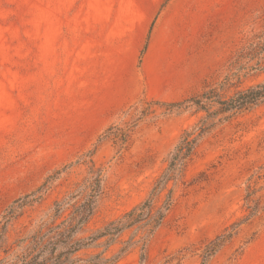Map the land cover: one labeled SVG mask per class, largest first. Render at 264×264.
Returning a JSON list of instances; mask_svg holds the SVG:
<instances>
[{"label": "rangeland", "instance_id": "obj_1", "mask_svg": "<svg viewBox=\"0 0 264 264\" xmlns=\"http://www.w3.org/2000/svg\"><path fill=\"white\" fill-rule=\"evenodd\" d=\"M110 3L126 0H0V215L54 171L79 161L21 222L37 219L88 175L91 160L104 169V194L91 226L122 214L147 196L183 130L204 116L164 103L198 94L227 75V94L264 80V72L239 80L238 65L231 64L243 46L264 39V0H207L224 36L209 44L207 70L190 92L175 99L143 89L122 98L94 76L111 39ZM243 63L249 67L256 59ZM201 173L205 180L176 191V204L149 245V264H202L205 245L232 230L207 264H264V212L244 220L249 185L264 204V178H258L264 174V104L215 125L186 178ZM139 259L136 249L117 264Z\"/></svg>", "mask_w": 264, "mask_h": 264}, {"label": "trees", "instance_id": "obj_2", "mask_svg": "<svg viewBox=\"0 0 264 264\" xmlns=\"http://www.w3.org/2000/svg\"><path fill=\"white\" fill-rule=\"evenodd\" d=\"M251 41L235 55V76L239 80L264 72V39ZM256 63L245 67L246 59ZM227 75L220 84H207L201 92L180 101L164 103L170 107H194L203 112L198 122L183 130L171 151L167 166L155 178L147 196L122 214L91 226L104 194V169L91 160L88 175L28 224L21 222L26 209L41 204L54 182L74 165L69 163L47 176L42 184L14 199L0 215V264H117L132 251L139 250V264H149V245L164 226L177 201L176 191L205 180V174L188 180L187 170L198 156L205 137L222 123L264 104V80L238 87L227 94ZM114 128L110 126L104 134ZM102 134L98 140L104 138ZM126 140V136L124 137ZM264 178V174L258 175ZM258 189L248 186L245 196L248 220L264 212ZM233 230L209 241L201 254L202 264L231 239ZM166 260L164 264H171ZM179 264V263H178Z\"/></svg>", "mask_w": 264, "mask_h": 264}, {"label": "crops", "instance_id": "obj_3", "mask_svg": "<svg viewBox=\"0 0 264 264\" xmlns=\"http://www.w3.org/2000/svg\"><path fill=\"white\" fill-rule=\"evenodd\" d=\"M109 7L111 39L94 63V76L122 98L143 89L186 96L207 70L209 44L224 36L207 0H126Z\"/></svg>", "mask_w": 264, "mask_h": 264}]
</instances>
